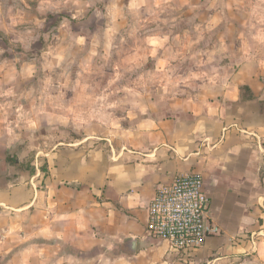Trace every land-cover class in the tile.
<instances>
[{
  "label": "crops",
  "instance_id": "crops-1",
  "mask_svg": "<svg viewBox=\"0 0 264 264\" xmlns=\"http://www.w3.org/2000/svg\"><path fill=\"white\" fill-rule=\"evenodd\" d=\"M90 1L81 3L88 19ZM163 1L169 0L116 1L104 12L111 18L106 31L124 29L129 18L154 16ZM178 1L185 3L182 17L228 20L227 44L215 42L191 58L202 66L207 54L223 49L229 53L218 64L234 66L230 73L205 77L201 85L191 80L182 91L162 82L155 89L116 92L75 87L62 93L68 96L63 100L45 92L29 96L33 69L0 68V86L23 96L27 127L54 135L50 148L37 147L32 171H0V219L12 264H264V14L253 4L258 0H198L202 5L192 10L190 0ZM187 33L174 32L169 40L157 36L150 44L156 51L146 74L150 82L161 74L178 86L188 79L169 69ZM71 39L78 42L71 56L92 64L94 52H80L82 36L76 32ZM45 58L46 66L54 61L52 68H59L61 49L48 46ZM3 110L0 168L11 152L12 124L20 119V109ZM62 126L67 133L61 134ZM179 173L201 175L210 218L221 229L185 258L146 229L147 205L157 188ZM14 174L23 180L8 181ZM247 225L258 229L241 233ZM131 240L133 251L127 248Z\"/></svg>",
  "mask_w": 264,
  "mask_h": 264
},
{
  "label": "rangeland",
  "instance_id": "rangeland-1",
  "mask_svg": "<svg viewBox=\"0 0 264 264\" xmlns=\"http://www.w3.org/2000/svg\"><path fill=\"white\" fill-rule=\"evenodd\" d=\"M89 1L0 0V27L2 25L5 28L3 32L0 31V68L7 66L14 68L16 65L18 68L24 67V71L29 73L33 69L36 77L31 86L26 88L29 96H32L31 92L34 91L63 97L65 94L62 93L68 95L70 89L75 87L77 91L115 92L126 88L155 89L159 82L165 84L166 89L177 87L178 91H182L193 84L191 80L201 85L202 81H208L205 77L225 75L235 68L232 65L222 67L223 65L218 64L223 62L224 57L229 53L223 49L215 54H207L206 62L202 66L194 64L195 60L191 58L192 54L200 51V48L212 46L215 42H218L219 46L221 41L227 44L225 29L228 20L224 17L215 23L199 22L194 14L182 17L183 9H186L185 3L169 0L163 1L155 9L154 16L129 18L124 29L114 28L112 32H107L106 28L111 18L107 17V13L104 16V12L111 9L110 7L118 0H91V6H88L91 17L88 19L89 13L87 14V9H82L81 3ZM189 2L190 10L193 8L190 7L192 5H202L198 0ZM253 4L261 14H264V0L255 1ZM60 27L62 32L59 31ZM183 29L189 31L184 38L185 47L178 52L169 69L173 75L185 76V79H188L180 81L178 86L174 81L165 82V80L169 81V78L161 74L150 82L151 78L146 76L153 67V57L151 58L150 54L153 53L154 56L156 54V51H150V44L157 43V36L169 40L174 32H182ZM219 30L222 35L216 36ZM76 32L78 36H82V39H79L82 48L80 52H94L95 59L92 64L90 62L88 65L86 62L83 64L71 56V53L77 51L75 43L78 42L73 43L71 39L76 36ZM48 46L51 49H61L63 58L59 68H52L54 61L46 66V58L41 59L43 50ZM28 61L33 62V66H30ZM120 79H123V82L119 81ZM160 79L163 80L159 81ZM10 91L11 88L0 86V106L9 114L16 108L20 109L18 114L20 119L12 124V135L9 137V142L12 143L11 152L6 154V161L2 163L0 171L3 173L8 170L11 173L32 171L35 167L37 147L42 143H48L47 148H50L53 131L30 130L25 121L28 109L21 108L23 96H15V92ZM64 97L63 100L68 99V96ZM67 131L65 126L60 129L61 134ZM37 165L39 166L40 163ZM7 180L15 182L23 179L14 174V178L8 176ZM0 216H4L1 208ZM3 223L4 220L0 219V264H12V254L9 250L11 247L5 243ZM257 229L253 225H247L241 233H249Z\"/></svg>",
  "mask_w": 264,
  "mask_h": 264
},
{
  "label": "built area",
  "instance_id": "built-area-1",
  "mask_svg": "<svg viewBox=\"0 0 264 264\" xmlns=\"http://www.w3.org/2000/svg\"><path fill=\"white\" fill-rule=\"evenodd\" d=\"M210 205L201 175L176 174L170 184L157 188L147 205L146 229L185 258L201 248L207 238L221 232L210 218Z\"/></svg>",
  "mask_w": 264,
  "mask_h": 264
},
{
  "label": "water",
  "instance_id": "water-1",
  "mask_svg": "<svg viewBox=\"0 0 264 264\" xmlns=\"http://www.w3.org/2000/svg\"><path fill=\"white\" fill-rule=\"evenodd\" d=\"M127 248H128V250L129 251H133L134 249H135V243H134V241H129L128 242V245H127Z\"/></svg>",
  "mask_w": 264,
  "mask_h": 264
},
{
  "label": "trees",
  "instance_id": "trees-1",
  "mask_svg": "<svg viewBox=\"0 0 264 264\" xmlns=\"http://www.w3.org/2000/svg\"><path fill=\"white\" fill-rule=\"evenodd\" d=\"M264 105V104H263ZM264 112V109L262 110Z\"/></svg>",
  "mask_w": 264,
  "mask_h": 264
}]
</instances>
